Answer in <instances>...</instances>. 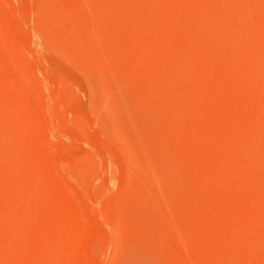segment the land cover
<instances>
[{
	"label": "rangeland",
	"instance_id": "rangeland-1",
	"mask_svg": "<svg viewBox=\"0 0 264 264\" xmlns=\"http://www.w3.org/2000/svg\"><path fill=\"white\" fill-rule=\"evenodd\" d=\"M0 264H264V0H0Z\"/></svg>",
	"mask_w": 264,
	"mask_h": 264
}]
</instances>
